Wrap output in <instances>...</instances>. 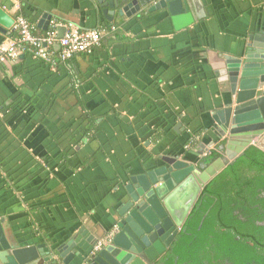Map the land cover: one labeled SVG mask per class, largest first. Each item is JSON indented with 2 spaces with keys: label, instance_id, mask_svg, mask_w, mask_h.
<instances>
[{
  "label": "crops",
  "instance_id": "1",
  "mask_svg": "<svg viewBox=\"0 0 264 264\" xmlns=\"http://www.w3.org/2000/svg\"><path fill=\"white\" fill-rule=\"evenodd\" d=\"M109 1L0 0L14 19L22 4L33 11L39 36L45 15L109 28L93 53L68 63L28 54L0 64V217L22 246H58L81 229L105 235L141 167L168 154L222 153L228 142L213 117L230 102L229 83L210 55L240 57L264 35V0H190L194 20L180 29L167 11L132 12L133 0L128 12L106 14ZM85 114L99 118L88 137Z\"/></svg>",
  "mask_w": 264,
  "mask_h": 264
},
{
  "label": "water",
  "instance_id": "2",
  "mask_svg": "<svg viewBox=\"0 0 264 264\" xmlns=\"http://www.w3.org/2000/svg\"><path fill=\"white\" fill-rule=\"evenodd\" d=\"M129 1L110 0L105 5L106 14L113 15L115 10L120 14L128 12L130 6L125 7V4ZM151 4L147 13L167 11L176 29L184 28L194 20L190 14V0H133L135 8L132 12H139ZM51 21V17L45 15L39 26L48 31ZM14 26L15 19L0 5V33L9 36L15 31ZM66 30L60 28L59 38L64 37ZM250 41L240 57L210 55L212 67L218 72L220 81L229 83L231 95L228 105L213 117L228 134L224 157L204 172L194 173L182 184L193 168L185 170L188 167L185 162L173 164L174 161L168 158L160 160L169 167L131 176L126 199L115 213L114 224L120 232L99 250L95 247L107 233L86 237L83 229L58 246H54V242L50 246L45 243L22 246L14 235H7L3 225L5 219L0 218V264H151L165 251L166 245L172 243L178 232L170 234L176 226L184 224L200 191L218 173L234 164L251 146L264 152V35L252 36ZM186 189L191 190L187 199L181 195ZM170 201H174L176 207L183 206L181 220L176 221L171 213ZM156 218L164 219L162 225L157 226ZM167 224H171V231L163 235L169 229Z\"/></svg>",
  "mask_w": 264,
  "mask_h": 264
},
{
  "label": "trees",
  "instance_id": "3",
  "mask_svg": "<svg viewBox=\"0 0 264 264\" xmlns=\"http://www.w3.org/2000/svg\"><path fill=\"white\" fill-rule=\"evenodd\" d=\"M32 14L33 11L21 5L18 16L34 25ZM107 29L93 31L107 32ZM8 37L17 39L19 34ZM55 60L57 65L71 61L62 62L58 54ZM79 105L84 111L85 103ZM83 118H86L84 132L88 137L92 130L96 132L99 118L88 114ZM220 157L221 152L213 151L205 166ZM153 264H264V152L261 149L249 147L203 189L179 235L166 254Z\"/></svg>",
  "mask_w": 264,
  "mask_h": 264
},
{
  "label": "built area",
  "instance_id": "4",
  "mask_svg": "<svg viewBox=\"0 0 264 264\" xmlns=\"http://www.w3.org/2000/svg\"><path fill=\"white\" fill-rule=\"evenodd\" d=\"M19 2V0H16ZM51 28L43 36L34 33L35 26L26 18L17 16L15 29L19 37L8 38L0 43V64L17 60L23 53L27 52L33 57L43 60L49 64H55L56 54L62 62L71 60L75 55L90 54L100 46L105 31L81 30L73 24L63 25L55 20L50 22ZM66 27L63 38L58 37L57 28ZM118 229L111 230L106 237L99 241L95 247L99 250L103 245L112 241Z\"/></svg>",
  "mask_w": 264,
  "mask_h": 264
},
{
  "label": "flooded vegetation",
  "instance_id": "5",
  "mask_svg": "<svg viewBox=\"0 0 264 264\" xmlns=\"http://www.w3.org/2000/svg\"><path fill=\"white\" fill-rule=\"evenodd\" d=\"M153 5L151 4V5H149L148 7H146V9H145V11H147V10H149L151 7H152ZM194 142V139H189L188 140V143H187V145H186V147L184 146L183 148H188V146H190L191 147V144ZM220 145H221V143H219ZM225 146H226V144L224 145L223 143H222V151H223V149H224V151L222 152L223 154H222V157H224V155H225ZM219 152H221V151H219ZM212 154V152H210V151H203L201 154L199 153V155H198V157H196V156H193L192 154H188V155H178V156H176V155H173V154H168V155H165V156H162V157H158L157 159L156 158H154L153 159V161H152V165H150V166H147V167H145L144 166V168L143 167H141V171H137V173L135 174H133L132 176H135V175H141V174H145L147 171H149V170H153V169H160V167H162V166H167V167H169V165H167L166 163H164L162 160H163V158H168V159H171V160H173L174 162H173V164H175V163H178V162H185L186 164H187V166L188 167H186L185 168V170H187V169H189L190 170V168H193V171H190V174L189 175H187L186 176V178H184V180L181 182V184L187 179V178H189V177H193L194 176V173H202V172H204L205 170H207L211 165H213L218 159H220V158H222V157H220V158H218V159H216L215 161H213L212 163H210V164H208V165H206L205 166V164H206V158H208L210 155ZM160 158L162 159V160H160ZM205 166V167H204ZM149 167H150V169H149ZM223 171V170H222ZM221 171V172H222ZM220 172V173H221ZM220 173H218L217 175H219ZM216 175V176H217ZM215 176V177H216ZM196 178H197V176H195ZM214 177V178H215ZM213 178V179H214ZM212 179V180H213ZM195 180H197V179H195ZM211 180V181H212ZM210 181V182H211ZM197 182V181H196ZM209 182V183H210ZM208 183V184H209ZM180 184V183H179ZM178 184V185H179ZM180 184V185H181ZM207 184V185H208ZM206 185V186H207ZM205 186V187H206ZM204 187V188H205ZM203 188V189H204ZM203 189L200 191V193H199V196L197 197V200H196V202L194 203V205L197 203V201H198V199H199V197H200V195H201V193H202V191H203ZM174 190V189H173ZM194 191H195V189H194ZM183 194V197L185 198L186 197V199L187 198H190V195H191V190L190 189H186L185 191H183L182 193H181V195ZM189 200V199H188ZM188 200H186V201H184L185 202V204L188 202ZM170 203H171V207H172V211H171V213L173 214V215H175V217H176V221H178V219L179 220H181V215H182V210L181 209H183V206H180V207H176V206H174V204H175V202L174 201H170ZM194 205H193V207H194ZM185 206V205H184ZM174 207V208H173ZM193 209V208H192ZM192 209H191V211H192ZM191 211H190V213H191ZM190 213H189V215H190ZM172 214H171V216H172ZM166 215L167 216H169L167 213H166ZM189 215L187 216V218H186V220L188 219V217H189ZM1 218V217H0ZM186 220L184 221V223L186 222ZM156 222H158L157 223V226L158 225H162V223L164 222V219H158V218H156ZM173 223V225H176L174 222H172ZM168 226H169V229L168 230H166V232H163V235L164 234H167L168 232H170L171 231V224H167ZM184 225V224H183ZM182 225V226H183ZM182 226L181 227H177L176 226V230H174L173 232H172V234H170L171 236L172 235H174L173 233H175V231H177L178 233L174 236V239H173V241H172V243L170 244V245H166V249H165V251H163L157 258H155V260L154 261H156V260H158V259H160L162 256H164L165 254H166V251H167V249H168V247H170L172 244H173V242L175 241V239L177 238V236L179 235V233H180V231H181V229H182ZM117 229H118V232L117 233H119L120 232V229H119V227H117V226H115ZM161 228V227H160ZM111 230H113V228L111 229ZM110 230V231H111ZM110 231H108L107 232V234L110 232ZM160 231V230H159ZM116 233V234H117ZM106 234V235H107ZM106 235H105V237H106ZM104 237V238H105ZM103 238V239H104ZM102 239V240H103ZM166 241V240H165ZM104 246V245H103ZM154 261L151 263V264H153L154 263Z\"/></svg>",
  "mask_w": 264,
  "mask_h": 264
}]
</instances>
